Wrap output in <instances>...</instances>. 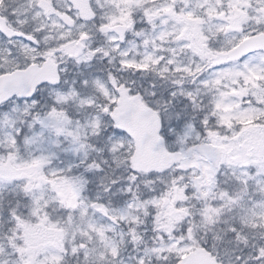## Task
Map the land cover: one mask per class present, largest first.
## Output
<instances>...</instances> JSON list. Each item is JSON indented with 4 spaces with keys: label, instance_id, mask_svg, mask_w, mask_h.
<instances>
[{
    "label": "snow or ice",
    "instance_id": "obj_1",
    "mask_svg": "<svg viewBox=\"0 0 264 264\" xmlns=\"http://www.w3.org/2000/svg\"><path fill=\"white\" fill-rule=\"evenodd\" d=\"M0 264H264V0H0Z\"/></svg>",
    "mask_w": 264,
    "mask_h": 264
}]
</instances>
